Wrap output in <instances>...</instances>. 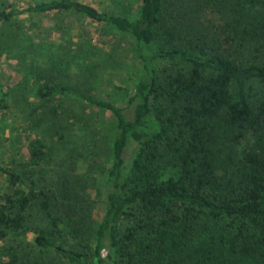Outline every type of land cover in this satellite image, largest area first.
Returning a JSON list of instances; mask_svg holds the SVG:
<instances>
[{"label": "trees", "instance_id": "1", "mask_svg": "<svg viewBox=\"0 0 264 264\" xmlns=\"http://www.w3.org/2000/svg\"><path fill=\"white\" fill-rule=\"evenodd\" d=\"M22 2L0 7V26L72 15L129 43L103 97L39 83L27 135L0 141V264H87L76 248L91 207L81 183L36 174L48 119L61 121L59 98L108 118L93 264H264V0H138L131 15L77 0ZM82 38L68 45L98 85L112 41L107 52Z\"/></svg>", "mask_w": 264, "mask_h": 264}, {"label": "rangeland", "instance_id": "2", "mask_svg": "<svg viewBox=\"0 0 264 264\" xmlns=\"http://www.w3.org/2000/svg\"><path fill=\"white\" fill-rule=\"evenodd\" d=\"M22 1L0 0V7L10 3L19 8L24 3ZM77 1L107 12L124 15L137 13L138 0ZM21 20L0 26V141L17 130L22 137L27 135L21 128L27 125L32 116L34 90L39 83L48 81L79 93L103 97L104 91L108 92L110 86L116 83L114 76L123 74L127 59L125 49L129 42L126 37L86 19L58 14L34 18L23 15ZM30 21H36L38 27H30ZM87 32L90 40L103 51H109L106 48L111 41L114 48L113 61L103 68L98 85L92 73L81 71L83 60L76 56L75 48L68 45V41L72 44L79 41L85 45L86 39L82 37ZM27 39L36 45L43 42V45L34 49V46L26 44ZM90 58L95 60L94 57ZM53 104H61L58 108L61 121L54 125L52 119H48L51 129L50 133L47 130L45 134L49 135L43 139L47 156L35 167L36 174L50 175L45 177L52 183H59L61 178L66 179V183H71L72 179H78L81 183L80 192H84V197L91 201V207L87 209L84 225H81L85 239H79L76 248L86 250V263L93 264L87 244L92 242V230L102 214L104 185L101 172L107 166L108 159V146L102 139V127L103 121L108 118L98 116L94 109L79 100L59 98ZM121 224L124 228L125 220ZM26 232L28 240L32 232ZM26 244L33 258L41 256L30 241Z\"/></svg>", "mask_w": 264, "mask_h": 264}]
</instances>
